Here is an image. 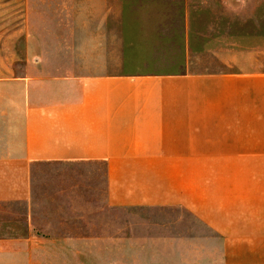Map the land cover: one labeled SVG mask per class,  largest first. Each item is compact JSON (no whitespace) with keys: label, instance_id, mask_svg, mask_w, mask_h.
<instances>
[{"label":"crops","instance_id":"1","mask_svg":"<svg viewBox=\"0 0 264 264\" xmlns=\"http://www.w3.org/2000/svg\"><path fill=\"white\" fill-rule=\"evenodd\" d=\"M40 1L138 7L161 57L134 68L133 32L93 30L60 71L0 81V204L23 208L0 264H264V71L211 20L241 0Z\"/></svg>","mask_w":264,"mask_h":264},{"label":"rangeland","instance_id":"2","mask_svg":"<svg viewBox=\"0 0 264 264\" xmlns=\"http://www.w3.org/2000/svg\"><path fill=\"white\" fill-rule=\"evenodd\" d=\"M127 8L134 13L138 7ZM127 8L112 7V20L106 21L101 15L109 13V7L55 5L40 0H0V81H14L15 78L35 74L38 59L43 62V67L60 71L63 53L68 46H75L76 50L79 40L85 41V36L93 30H101L103 35L104 31L107 32L103 42L117 38L119 44L127 30L133 32L134 38L130 40L133 43L130 45L132 61L129 64L134 68L157 65L158 62L151 59L157 54L161 57V48L141 45L140 42L147 39L137 36L158 30L161 20L156 17L140 20L141 17L136 19L135 15L127 19L124 14ZM211 8V14L214 13L212 22L230 25V48L237 53L239 66L264 71V0H241L237 5H212ZM222 10L224 16L220 15ZM115 14L117 20H113ZM166 22L178 29V22ZM127 27H132V31ZM70 56L76 58L77 55ZM121 62L119 57L118 64ZM217 68L226 70L220 64ZM22 218L21 206L0 204V222L20 221Z\"/></svg>","mask_w":264,"mask_h":264}]
</instances>
